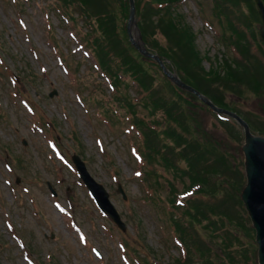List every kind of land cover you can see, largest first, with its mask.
I'll list each match as a JSON object with an SVG mask.
<instances>
[{
	"label": "rangeland",
	"instance_id": "rangeland-1",
	"mask_svg": "<svg viewBox=\"0 0 264 264\" xmlns=\"http://www.w3.org/2000/svg\"><path fill=\"white\" fill-rule=\"evenodd\" d=\"M14 1H18L15 6ZM105 1L108 5L112 3L115 23L123 35L120 0ZM215 1L219 0L179 1L176 11L195 37L201 64L190 62L179 69L178 65H169L172 62L168 60L167 68L186 86L192 84L189 80L194 77L195 87L218 95L250 128H257L255 135L264 137V97L252 92L253 84L263 82L264 75L247 86L249 80L244 79L245 87L241 83L237 91L232 82L224 78L215 81L205 75L224 60L222 66L226 67V62L239 59L229 45L233 42V31L226 16L232 26L231 18H242L237 29L241 30L243 24L257 35L251 53L264 67L258 9L253 0H240L237 4ZM149 23L150 19L144 21V30ZM134 27H131L132 35L144 43L138 26L134 24ZM79 31H84L81 20L60 18L51 0H0V264H152L145 254H137L140 247L156 255L157 264L184 260L187 253L174 244V235L181 238L169 226L171 199L174 192L176 197L179 193L183 195L212 171L196 167V161L182 149L185 141L181 137L187 145L197 143L202 154L210 151L215 159L223 155L225 165L216 161V167H224L225 173L220 174L225 180L235 177L239 181L240 193L245 186L242 128L238 124L236 128L229 126L220 120L224 118L200 104L197 109L183 104L180 123L175 126L177 134L159 133L152 135L150 141L152 147L167 144L171 159L181 163L177 169L160 170L163 175L159 173L158 180L146 179V171L154 173L156 165L164 167V157L158 156L151 161L152 165L139 162L136 148L138 145L142 150L140 136L129 124L116 97L113 100L93 57L82 48L77 39ZM161 33L152 26V35L146 36L148 50L154 55L167 53L171 47ZM252 63L260 67L257 73L263 70L255 60ZM159 73L155 67L149 71L146 67V87L154 86V98L160 100L158 105L178 104ZM14 76L29 77V82L15 84ZM53 91L56 95L50 97ZM128 93L138 103L137 88L131 86ZM140 114L158 122V130L169 128L161 113L153 111L151 117L145 109ZM191 131L200 134L193 136ZM166 138H174L179 147L171 150V142ZM73 154L81 157L90 175L106 189L126 225L125 232L99 211L71 162ZM183 169L184 172L180 171ZM48 183L55 195L48 189ZM118 184L126 200L117 192ZM233 203L227 197L221 209L233 211ZM234 211L238 220L241 208L237 203ZM248 227L250 222L245 230L238 231L242 242L237 244L227 233V239L213 238V231L197 225L204 238L199 239L202 253L209 244L210 249L206 255L191 253V264H201L207 258L213 264H228L222 253L224 243L229 247L233 243L231 252L238 263H255L254 232Z\"/></svg>",
	"mask_w": 264,
	"mask_h": 264
},
{
	"label": "trees",
	"instance_id": "trees-1",
	"mask_svg": "<svg viewBox=\"0 0 264 264\" xmlns=\"http://www.w3.org/2000/svg\"><path fill=\"white\" fill-rule=\"evenodd\" d=\"M135 9H136V18L137 24L144 40L146 47H149L146 36L152 35V26L154 30H160L161 35L168 39L171 43V47L167 53H158V55L164 59L170 60L171 65H178L179 69L184 67L185 64L193 62L197 65L201 64L200 57L198 55L197 48L195 46V37L191 33L190 29L184 22V19L179 15L180 13L176 11V4L178 0H134ZM228 1L231 4H237L240 0H219L215 1L216 3H224ZM264 1V0H263ZM57 2L62 5L65 11L68 13L71 9L75 8L79 11L80 15L87 20H93L94 29L88 35L91 40V48L94 52V55L98 61L101 69L112 79L113 86L115 87L116 94L118 97L125 96L122 92L123 88V78H129L131 81L135 82L139 88L140 93L144 96L143 106L149 111V114L152 116V112L156 114L157 112H162L165 116V123L169 126L165 130H155L152 129L149 121H145L137 116L136 111L134 110L133 104L128 97H123L122 101L125 103V107L128 109V112L134 120V124L142 132L144 136V150L146 157L149 161H154L155 157L162 155V162L165 169L178 167V160L171 159L170 151L167 148V144H159L158 147H152L150 141L152 140V135H158L159 133H170L177 134L175 126L178 127L179 116L182 115V105L188 104L192 108L195 107L196 98L185 91H181L175 88L173 85L167 82L171 92L177 97L178 104L168 105L166 103H160V100H155L154 98V89L153 85L146 87L145 77H146V67L149 71L154 65L151 60L144 59L141 57L129 44L125 30L123 35L119 34V28L115 23V14L113 9L105 0H57ZM224 5H227L225 3ZM223 6V5H221ZM124 19L128 16V2L126 0H120L119 5ZM231 9V7H230ZM220 15H224L220 11ZM226 16V15H225ZM227 18V23L233 31V42L229 45L232 46L240 56V59H231V62H226V67L222 66L221 63L216 64L210 69L209 72H205L206 77L213 78L215 81L218 79L224 78L228 82H232L231 86H234V90H239L241 83L244 79H248L247 85H250L254 80L260 75H264V69L257 73L260 70V67L254 66L252 61L255 60L251 55V46L253 42H256L257 35H253L252 31L248 29L245 25H240L241 30L237 29V22L242 18L236 17L235 19L231 18L233 22H230ZM150 19L148 29L144 30V21ZM126 20V19H125ZM164 26H166L164 28ZM257 62V60H255ZM258 63V62H257ZM259 64V63H258ZM260 65V64H259ZM221 69L223 70L221 74ZM219 70V71H218ZM257 75V76H256ZM240 76V77H239ZM192 84H189L186 80V83L196 88L199 92L209 97L217 106L230 109L223 102L222 98H218V95H210L208 92L198 89L194 86V77L189 80ZM154 78L152 77V83ZM219 82V81H218ZM151 83V84H152ZM223 86L225 83L223 82ZM245 87V84L243 85ZM237 87V88H236ZM252 92L255 96L264 97V81L261 83H254ZM244 92V89H242ZM172 96H169V99ZM154 126H158L159 123L152 121ZM251 126V125H250ZM252 127V126H251ZM253 133H258L257 128H251ZM193 136H198L192 132ZM185 144L183 143V148L186 150V156H190L193 160L196 161L197 168H210L212 171L208 177H203V181L200 183L192 184L189 188L198 187L194 190L186 209L183 210L179 203V199L176 197V193H173L171 203H178V206L181 210V215L183 219H177L175 216L171 217V223L176 234L179 235L182 242L185 245L187 253L184 260L176 259L173 263L175 264H191L190 255L191 253H201L206 255L209 253L210 244L204 249L202 253L200 236L196 226H202L205 230L210 229L213 231V238L227 239V235L233 236V243L241 244L242 238L238 234L240 229L245 230L246 225H248V219L245 216V212L242 207V203L239 199V184L235 177L227 178L225 180L224 175L220 173H225L224 167L217 168V163H222L225 165L226 159L223 155L219 154V158H212L210 151L208 154H202L198 150L197 143L189 142L187 145L186 139L181 137ZM193 140V139H192ZM166 141L171 142V150L175 147H179L178 141L174 138H166ZM175 152V151H174ZM173 152V153H174ZM189 152V155H188ZM178 153V152H177ZM172 160V161H171ZM217 161V163H216ZM178 171V170H176ZM182 172L185 169L180 170ZM235 179V180H234ZM214 189V191H212ZM200 194V197L198 195ZM230 197L234 203L231 204V210L225 211L221 209L222 203ZM175 201H174V200ZM207 199V201H204ZM236 203L241 208L239 212L238 220L234 218V210ZM210 204V205H205ZM213 207V209L210 207ZM205 223V224H204ZM249 230L253 233L251 227H248ZM210 239V236H209ZM232 243V244H233ZM225 245L222 247V253L227 259L228 264H240L236 261L233 253L231 252L232 244L229 247ZM207 258V256H205ZM201 264H213L208 258L203 261ZM245 264H248L245 262ZM253 264H256L253 263Z\"/></svg>",
	"mask_w": 264,
	"mask_h": 264
},
{
	"label": "water",
	"instance_id": "water-1",
	"mask_svg": "<svg viewBox=\"0 0 264 264\" xmlns=\"http://www.w3.org/2000/svg\"><path fill=\"white\" fill-rule=\"evenodd\" d=\"M255 2L259 8L263 23L260 35L264 41V5L261 0H255ZM130 6L131 11L128 23V30L130 28V24L133 21L134 5L132 0H130ZM132 43L136 47V49L140 51L141 54L146 57L154 58L160 64L164 73L176 85L183 89L193 92L213 111L226 114L234 118L243 127L245 141L242 147V152L244 154L245 174L247 183L242 191L241 199L244 202L245 208L256 231V243L258 245V264H264V138L252 135L249 131L247 124L242 119H240L238 116L231 112L216 108L210 101L202 97L192 88L184 85L175 76L170 74L157 57L148 54L147 51L134 40H132ZM73 161L76 164L80 177L93 194L99 207L102 209L103 212L108 214L115 223H117L122 229H124V225L121 223L120 217L118 216L116 210L108 200V194L105 189L101 185L97 184L90 177V175L85 169L84 164L80 161L78 157L74 156Z\"/></svg>",
	"mask_w": 264,
	"mask_h": 264
},
{
	"label": "bare ground",
	"instance_id": "bare-ground-1",
	"mask_svg": "<svg viewBox=\"0 0 264 264\" xmlns=\"http://www.w3.org/2000/svg\"><path fill=\"white\" fill-rule=\"evenodd\" d=\"M134 39H136V38H134ZM137 43L139 44L138 40H137Z\"/></svg>",
	"mask_w": 264,
	"mask_h": 264
},
{
	"label": "snow or ice",
	"instance_id": "snow-or-ice-1",
	"mask_svg": "<svg viewBox=\"0 0 264 264\" xmlns=\"http://www.w3.org/2000/svg\"><path fill=\"white\" fill-rule=\"evenodd\" d=\"M137 175H139V173H137Z\"/></svg>",
	"mask_w": 264,
	"mask_h": 264
}]
</instances>
